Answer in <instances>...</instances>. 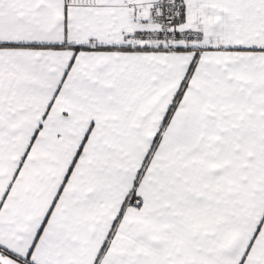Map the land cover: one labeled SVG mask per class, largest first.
<instances>
[{"label": "snow or ice", "instance_id": "snow-or-ice-1", "mask_svg": "<svg viewBox=\"0 0 264 264\" xmlns=\"http://www.w3.org/2000/svg\"><path fill=\"white\" fill-rule=\"evenodd\" d=\"M0 264H264V0H0Z\"/></svg>", "mask_w": 264, "mask_h": 264}]
</instances>
